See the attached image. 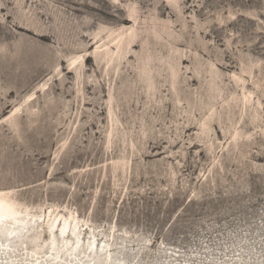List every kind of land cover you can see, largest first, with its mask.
<instances>
[{
	"label": "rangeland",
	"instance_id": "1",
	"mask_svg": "<svg viewBox=\"0 0 264 264\" xmlns=\"http://www.w3.org/2000/svg\"><path fill=\"white\" fill-rule=\"evenodd\" d=\"M0 194V264H264V0H0Z\"/></svg>",
	"mask_w": 264,
	"mask_h": 264
},
{
	"label": "bare ground",
	"instance_id": "2",
	"mask_svg": "<svg viewBox=\"0 0 264 264\" xmlns=\"http://www.w3.org/2000/svg\"><path fill=\"white\" fill-rule=\"evenodd\" d=\"M105 52L106 56H110L109 47H107ZM75 62H73V64H75ZM6 197L0 194V247L6 248L4 250L5 253L11 256L13 250H16L19 246L31 245L33 246L31 254L37 255L40 250L39 239L37 236L31 235L30 228L28 227L29 223H34V221L29 219L27 214L24 217L21 216V212L16 208L17 205L15 206V204L7 200L8 197ZM57 222L58 218L49 224L51 231L48 248L49 259L46 260V262H51L52 264H81V258L84 255L90 258L89 264L124 263L125 260L117 258V253L106 251L108 244L101 250L99 247H96L94 240L96 239V235L94 233H90L92 241L88 245L82 244L81 228L79 224L70 223L69 220L66 219L59 224L60 236L62 238L59 243L53 232ZM67 235L71 238L72 242L66 239ZM100 252L104 254L100 256ZM119 253L122 254L123 252L121 251ZM46 262L43 263L45 264ZM9 264H15V262L10 260Z\"/></svg>",
	"mask_w": 264,
	"mask_h": 264
}]
</instances>
